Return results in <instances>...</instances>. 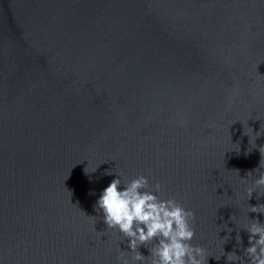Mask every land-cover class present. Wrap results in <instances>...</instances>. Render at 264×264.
Masks as SVG:
<instances>
[{"label": "water", "instance_id": "obj_1", "mask_svg": "<svg viewBox=\"0 0 264 264\" xmlns=\"http://www.w3.org/2000/svg\"><path fill=\"white\" fill-rule=\"evenodd\" d=\"M259 146L264 0H0V264L131 258L91 217L110 169L160 181L207 264H239L238 227L264 222L246 194Z\"/></svg>", "mask_w": 264, "mask_h": 264}, {"label": "clouds", "instance_id": "obj_2", "mask_svg": "<svg viewBox=\"0 0 264 264\" xmlns=\"http://www.w3.org/2000/svg\"><path fill=\"white\" fill-rule=\"evenodd\" d=\"M259 149L264 154V146H259ZM262 165L264 163L261 159L260 166L247 174L252 176L255 172L259 173L246 187L248 201L254 192L257 198L264 195L257 191L264 187ZM97 166L90 172L95 171ZM108 171L115 172L116 175L101 190L94 204L96 211L102 216L91 217L94 220L102 218L108 229H113L128 238L127 252L132 254L131 258L121 248L118 253L119 264H207L209 256L206 257L205 247L191 242L196 234L193 226L196 213L191 208L185 207L173 196L165 198L158 180L150 182L149 177L143 174L130 180H122L121 174L116 170ZM249 211L264 213V203L249 204L248 213ZM233 217L234 214L231 219ZM248 217V222L238 227L246 229L249 233L248 245L243 246V238L237 231V244L234 245V249L242 247L243 254L232 250L227 252L226 259L230 262L239 261V264H264V222L259 217L249 215ZM225 228L228 229L229 235L223 237V245L233 230L228 225ZM97 233L101 237L106 235L103 231ZM142 244L149 246V255L146 256L139 250ZM222 251L225 253L224 246ZM245 256L249 259L246 260Z\"/></svg>", "mask_w": 264, "mask_h": 264}]
</instances>
